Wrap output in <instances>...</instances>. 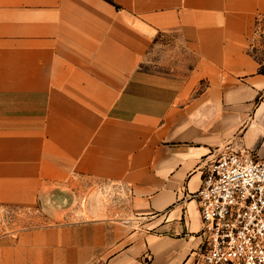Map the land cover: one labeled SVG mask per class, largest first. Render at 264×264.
Masks as SVG:
<instances>
[{"label":"crops","instance_id":"obj_1","mask_svg":"<svg viewBox=\"0 0 264 264\" xmlns=\"http://www.w3.org/2000/svg\"><path fill=\"white\" fill-rule=\"evenodd\" d=\"M163 33L182 85L143 69ZM263 34L264 0H0V206L63 204L0 264H192L204 161L264 159Z\"/></svg>","mask_w":264,"mask_h":264},{"label":"built area","instance_id":"obj_2","mask_svg":"<svg viewBox=\"0 0 264 264\" xmlns=\"http://www.w3.org/2000/svg\"><path fill=\"white\" fill-rule=\"evenodd\" d=\"M203 164L192 264H264V159L226 147Z\"/></svg>","mask_w":264,"mask_h":264},{"label":"rangeland","instance_id":"obj_3","mask_svg":"<svg viewBox=\"0 0 264 264\" xmlns=\"http://www.w3.org/2000/svg\"><path fill=\"white\" fill-rule=\"evenodd\" d=\"M197 60V52L189 49L179 35L176 33H163L158 35L148 50L143 69L150 74L176 75L179 78V85H182L194 69ZM203 87V83L198 84L199 90ZM53 192L49 197L47 194L44 196L45 198L40 196L39 204L34 209L0 206V235L44 226L51 216L49 208L63 206L62 203L56 204L59 195ZM99 193L104 199L115 198L113 191L107 188L106 185H100ZM48 199L51 201L48 202Z\"/></svg>","mask_w":264,"mask_h":264}]
</instances>
